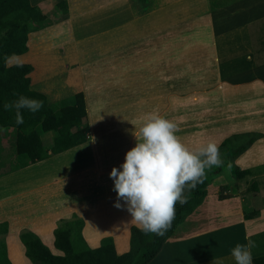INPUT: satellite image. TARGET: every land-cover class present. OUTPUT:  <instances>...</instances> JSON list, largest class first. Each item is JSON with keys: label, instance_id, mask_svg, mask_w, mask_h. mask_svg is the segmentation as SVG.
Masks as SVG:
<instances>
[{"label": "crops", "instance_id": "obj_1", "mask_svg": "<svg viewBox=\"0 0 264 264\" xmlns=\"http://www.w3.org/2000/svg\"><path fill=\"white\" fill-rule=\"evenodd\" d=\"M28 1L30 6L40 7L44 14L49 12L45 5L50 0ZM67 1L69 15L66 19L60 20V22H57L60 18L54 20L55 24L52 26L30 34L29 52L19 56L22 64L33 65L34 61L38 60L42 69L47 71V69H56L58 64L62 65L63 63L64 70L62 69L60 73L66 75L64 86L69 91H72L73 88L80 89L84 84L79 85L81 83H76L72 78L71 72L79 68L86 88L101 94L103 104L105 102L103 93H111L109 97L112 98L113 92L116 91L118 100L123 94L126 102H129L126 95H134V101L130 102L132 105H236L235 111L234 109L230 110L228 123L221 124L219 122L221 117L214 118L211 125L216 133L213 136H210L211 132H205L209 126L203 129L207 137L202 136V141H199L196 149L206 146L208 143L221 145L233 135L259 133L263 136L250 145L245 152V158L249 163V166H246L247 169L257 166L253 160L260 159L259 157L264 159V35H262L264 31V0H230L229 3L220 2L221 6H217L213 0ZM44 2L45 4H42ZM57 3L58 1H56V5ZM256 23L259 24L254 28ZM250 25H252L250 27L252 32L257 30L256 33L254 32L256 37L253 39L248 35ZM230 31H244L245 38L243 37L244 39L239 41L223 39L222 35ZM103 56L105 59L111 58L114 61L116 57V68L111 70L112 75L116 76V80L112 79L110 74L107 82L90 81V83L89 78H92L94 70H97L96 61ZM67 59L69 61L73 59L75 64L67 63ZM221 59L237 64V68L229 63V74L222 75L219 63ZM85 69L86 71H83ZM34 72L35 67L30 75L31 78ZM48 76L51 77V75ZM48 76L43 78H48ZM90 84H94V87L92 88ZM82 91L85 94L88 92L79 90V92ZM191 94L200 96L192 97ZM143 95H146L144 98L146 100L141 104ZM214 95H219L218 99H215ZM162 98L165 100L163 101ZM160 101L161 103H159ZM86 103L88 105V101ZM237 105H245L244 110L239 111ZM205 108L207 109V107ZM242 111L244 112L241 113ZM209 117L207 114L205 120L211 118ZM166 119L172 120V117L169 116V119L168 117ZM97 120L101 119H96L91 123L90 139L96 144V147L90 148L91 145L87 143L45 160L50 162L59 157L64 161L69 160L68 173L63 171V167L57 172L50 171L48 174L45 170L37 171L38 175L36 178L35 176L31 178L33 182L29 183L31 184L29 188L26 187L27 189L15 192L18 193V198L21 196L23 201L22 222H18L19 217L16 219L1 217L0 223L8 222L9 224V233L6 235L8 253L10 252V242L15 239L21 248L24 264L32 263L25 256V248L21 243L20 234L29 230L45 239L41 233L44 230L50 231L49 238L45 239L46 243L43 242L53 251L54 230L59 226V222L72 219L74 214L85 221L83 236L91 248L100 247L103 238L112 237L119 253L129 251L133 223H128L131 216L126 207L117 210L114 206L117 199V194L113 191L114 182L110 176L105 178L114 167L102 165L103 163L108 164L107 159L114 156V146L99 144L100 141H109V138L97 134V129H99V125L96 124ZM107 120L108 122L105 125L102 124L101 127L112 126L111 119ZM114 124H118L121 129L111 128L106 133H110V131L124 132V125L115 122ZM208 133L210 134L208 135ZM118 154L116 152L115 157H118ZM73 160L77 163L73 164ZM35 165L23 170H30ZM120 165L118 162L115 167L119 168ZM5 173L12 174L11 170H6ZM26 175L31 176L30 171L26 172ZM24 178L26 182L30 180L28 177ZM78 180L81 182V190L85 189L84 182L86 181L87 188H90L91 192L92 186L97 185V181H101L103 187L94 190L96 193L95 203L88 206L85 213L87 215L93 212L102 213V208L106 206L107 216L114 223L107 234L95 242H91L86 235L87 219L84 214L71 208L70 204L68 205L62 200L61 195L56 193L52 197H48L50 201H37L39 195L36 194L34 199L37 202L26 206L25 199L32 191L40 192L42 188H54V190L62 191V187L66 188L67 186L68 188L72 184L75 190ZM259 185V189H263L260 182ZM104 190L106 192H101ZM260 194L261 191L258 192L259 196ZM86 195H82L81 199L77 203H73L72 206L77 207L81 204L94 202L92 199L82 202ZM12 197L15 198L14 192L4 199H0V203ZM101 197V200L106 199V201L101 202L99 200ZM207 198L208 195L201 206L202 208ZM261 201L263 202L262 209L255 210L259 212L257 217L246 219L244 214L243 218H231V223H227L229 225L202 231L205 234L208 232L209 239L215 240L214 242L208 240V244L214 246L211 251L213 254L207 251V248L201 249V252L196 254L198 259L193 261L190 257L192 249L190 250L189 245L186 246L187 243L183 242L186 239L179 242L171 238L151 264H163L164 261L173 264L177 251L183 260H189V263L186 264H192V262L194 264H213L214 259L218 260L219 258H222L223 264H236L231 255V249L239 241L243 240L244 244L247 243L246 237L258 244L257 248L252 249L253 259L263 256L264 241L262 242L260 238L264 236V200ZM105 203L106 205H104ZM207 206L208 202L205 204V207ZM248 211L249 209L245 210L246 213ZM235 212L233 213L237 214V211ZM110 225L111 223H109ZM226 230L234 233L233 237L228 238L230 241L227 243L230 245H222L221 236H218ZM202 232H199L195 237L201 235ZM120 234L123 237L127 236L125 244L123 243L125 248L117 244L116 238ZM194 240L191 239V243ZM197 240L201 242L200 238ZM223 253L227 254L223 255Z\"/></svg>", "mask_w": 264, "mask_h": 264}, {"label": "rangeland", "instance_id": "obj_2", "mask_svg": "<svg viewBox=\"0 0 264 264\" xmlns=\"http://www.w3.org/2000/svg\"><path fill=\"white\" fill-rule=\"evenodd\" d=\"M41 1H45V0H41ZM56 1L59 2L60 0H50L49 2L46 1L47 3L45 6L48 7L49 12L45 13V15L51 20H58L59 18H61V14H59V11L57 10V8L55 6ZM229 1L230 0H213V2L217 6H221L220 2L229 3ZM42 4H45V2ZM55 18H57V19H55ZM62 20H64V19H62ZM257 24H259V23H256L253 27L256 28ZM250 27H252V25H250L248 28V35H250L251 38L253 39V37L254 38L256 37L255 36L256 34H254V32L256 33L257 30H254V32H252V29H250ZM249 29H250V31H249ZM245 31H247V30H245ZM224 32H225V30H224ZM244 35H246V33L244 31H236V32L230 31L227 34L222 35V37H223V39H230V40L231 39H234V40L237 39L239 41V40L245 38ZM262 35H264V31L262 32ZM111 56H112V54H111ZM114 59H115V61L111 58L105 59L104 56L102 58L98 59V61H96V63H97L96 69L97 70H94L92 78L91 77L89 78V82L90 81H93L95 83L102 82V81L107 82L110 74H111L112 79L116 80V76H113L112 72H111L112 69L116 68V64H117L116 57ZM68 61L69 60L67 59V63H69L71 65L75 64L73 59H71V61H69V62ZM219 61H220L219 63L221 65V71H222L221 74L224 76H227L229 74V66H230L229 63H231L233 66H235L237 68V64L230 62L226 59H221ZM33 65L35 67V72L32 76L33 89L36 91L44 93L47 96L49 102L51 104H53L55 107H59V108L62 107L64 104V101H66V103L68 104V101H69L68 98L76 95L77 93H80L79 90H86V92L88 91L87 94H85L82 91L85 94L86 101H88V105H87L88 123L90 126L89 142H88L89 144L88 145H91L90 148H93L94 146L96 147V144H94L93 141L90 140L91 139V130H92L91 123H93L96 119H101L99 121L98 120L96 121V124L99 125L98 126L99 129H97V134H100L104 137H108L109 141H100L99 144L100 145H112V146H114V151H113L114 156L111 158H108L107 159L108 164L103 163L102 164L103 166L107 165V166L115 167L116 165H118V162H120V164H122L123 160L125 161L124 156H126V153L129 150H131L133 147H135V145L137 143L135 135H134L136 129H139V127L142 126V124L145 122V118L149 114H156V115H159L165 119H166V117H168V119H169V116H171L173 121L171 119L170 120L173 123H175L177 125V128H178L176 135L181 138L182 142L190 150L197 151L198 149H196V148L199 145L198 144L199 141H202V136L207 137L205 132H211L212 134L210 136H213L214 133H216V131L214 132L213 125H211L214 122V118H220L221 117V120H219V122L221 124L228 123L227 120H230L229 119L230 112L233 111V109H234V111L236 109V105H228V104L227 105H218V106H216V105H165V104L164 105H144L143 103H144V100H146V99H144V98H146V95H143V99L141 102V104H143V105H132L130 102L134 101V95H126V99H127V101H129V102H126V100H124L125 96L123 94L121 95L120 99L118 100V97H117L118 95H117L116 91L113 92L112 98L109 97L111 93L108 94L107 92H104L103 97L105 98L104 99L105 102L103 104L101 94L99 95L98 93L94 92L93 89L88 90L86 88L85 81L82 78V75L79 73V68H77V70H73L71 72L72 78H73V80H75L76 83H78V82L81 83L79 85H82L83 83L84 84H83V86L80 87V89L79 88H73L74 90L72 89V91H69L64 86V83H65L64 81H65L66 75L64 73H60L63 69V63H62V65H61V63L58 64V68L50 69V70L47 69V71H44L42 69L38 60L34 61ZM83 71H86V69ZM48 75H51L52 78ZM45 76H48V78L47 77L43 78ZM90 85L92 86V88L94 87L93 86L94 84L93 85L90 84ZM109 89H111V88H109ZM190 96L194 97L197 95L191 94ZM199 96L200 95H198L197 97H199ZM218 96L219 95H214L215 99H218ZM164 100L165 99H163V101ZM159 103H161V101ZM237 106H238L237 109L239 108L238 109L239 111L244 110L245 105H237ZM205 107H207V109ZM243 112L244 111H242L241 113H243ZM207 114L211 118L209 117L210 119L205 120V116ZM107 119H111V121L113 123L112 126L106 125L104 127H101L102 124L105 125L108 122ZM114 122L124 125V132L123 133L122 132H112V131H110V133H106L107 130H110L111 128L112 129L115 128V129H119V130L121 129L120 126L118 124H114ZM207 126H209L208 127L209 129H207L205 132H203V129H205ZM209 134L210 133H208V135ZM242 134H244V133H242ZM254 134L258 135L257 137H260V138L263 136L262 134H259V133H254ZM52 136L53 135H51V134L50 135L46 134L43 136L46 145L49 144ZM10 138H11V135L9 132L0 129V162H1V164H0V199H4L5 197L11 195L12 192H14V195H15V198L12 197L11 199H9L7 201H3V203H0V219H1V217L2 218L6 217L9 219H11L10 217H14V219L19 217L18 222L20 223V222H22V216H23L22 215V211H23L22 210V203H23V201L21 199V196L18 198V193H15V192H19V190H24L26 187L29 188V186L31 185L29 183L33 182L31 180V178L33 176H35V178H36L38 175V174H36L37 171L45 170L47 172L46 174H48V172H50V171H56L57 172V171H59V169L61 167H63V171L68 173L67 164L70 161L69 160L64 161L63 158L59 157V158H55L54 161H50V162L45 161V162L37 163L34 166V168H32L30 170H21V171H17L15 173H12V174L11 173H5L6 170H8V171L12 170V168H13L12 165L16 162V160H15L16 156L14 155V152L11 153L12 150L10 148V145H12V144L10 142V140H11ZM229 138H231V137H229ZM258 139L259 138H257V140ZM232 141L234 144L233 145L234 148H237L238 146H240V143L235 142L236 141L235 138H233ZM243 144H245V141H243ZM220 146H219L220 156H221V159L223 160L222 166L213 167V168H211V170L206 171V177L209 180H211V184L207 189L208 198H207L206 203L208 202V206L205 207V204H206L205 203L203 208L199 207L197 209V211L193 215H191L183 225H181L178 228V230L176 231L174 236H172V238L174 240H178L179 242L182 241L184 238L186 239L183 242L187 243L186 246L189 245L188 248L190 250L192 249L191 250L192 256H190V257L193 259V261L198 259L196 254L198 252H201V249L205 250L207 248V251L211 252L213 250V247H214L213 245L208 244V240H212V239H209L208 232L205 234L202 231H205V230L208 231V229H210V228H217L221 225L222 226L229 225L227 223H231V220H230L231 218H233V217L243 218L244 214H245V216H247L252 211H255V210L260 211L262 209V206H263V202L261 201L262 199L264 200V169L262 168V166L264 165L263 157H259L260 159L253 160L257 164L256 167L252 168L255 171V175L248 176V177L240 180L236 176L235 169H240L241 171H243V170L247 169L246 166H249V163L245 158V152L246 151L242 154H239L236 157H234V156L230 157V155H236V154H228V152L233 151V147H231V143L228 146L223 147L222 149L220 148ZM97 148H98V146H97ZM116 152L119 153L118 157H115ZM85 160H87V159H85ZM226 161H228L230 163L229 167L226 166V163H227ZM72 163L76 164L77 162L73 160ZM3 165H4V167H3ZM250 165L252 166V162L250 163ZM28 171H30L31 176L26 175V172H28ZM33 171H35V172L33 173ZM256 175H259V176H256ZM109 176H110V172L106 175L105 178H108ZM24 177H28L30 180L26 182V181H24V179H25ZM252 177H255V178H252ZM255 181L260 182V184L262 185L263 189H260V191H261L260 196L258 195L257 191L250 190V187L252 186V184ZM75 185H76L75 190L73 189V184H72V186H69L68 188H67V186H66V188L62 187L61 190L63 192L54 190V188H42L40 190L41 193L38 191L36 192L34 190L31 193H29V196H27V198L25 199L26 206H28L32 203L34 204V202H37V201H50L49 198L52 197V195L56 194V193L58 195H61L62 200H64V202L67 203L68 205L70 204L71 208L77 209L78 211L81 212V214H84V216L87 219L86 235L91 242H95L100 237L107 234V231L110 230L109 228L114 224L113 222L110 221L111 218L109 216H107L108 210L106 209L107 208L106 206H104L102 208V210H103L102 213H100V212L94 213L93 212L89 215H87L85 213V209L88 206H91V205H93V203H95L94 199L96 197L95 196L96 193H94V190L102 188L103 185L101 184V181H97V185H94L95 188L92 186V189H93L92 192H91L90 188L89 189L87 188V182L86 181L84 182L85 189H83V190L80 189V185H81L80 180H78ZM222 187H226L227 190L225 193L231 195V198L227 200L228 202L225 201L224 203H222L223 201L219 200V196L222 192ZM101 192H106V190L101 191ZM36 194H38L39 196H37ZM85 194H87V195L84 198L85 200L83 199L82 202H87V200H90V199H92L94 202H89L87 204H81L77 207L72 206L73 203H77L81 199L82 195H85ZM34 195L37 196V201H35L36 199H34ZM43 199H45V200H43ZM101 199H102V197L99 199L101 202L106 201V199L105 200H101ZM115 202H117V199L115 200ZM120 203L123 205L124 202L120 201ZM39 204H41V203H39ZM246 204H248V205H246ZM104 205H106V203ZM41 206H42V204H41ZM116 209L119 210L120 208L119 209L116 208ZM246 209H249L248 213L245 212ZM235 211H237V214H235L236 213ZM233 212H235V213H233ZM240 212H241V214H240ZM61 214H63V212H61ZM3 223H5V222H3ZM109 223H111L110 226H109ZM1 224H2V222H1ZM60 224H61V222H59V225ZM93 224H94V227L92 228ZM101 224H104V225H101ZM132 226L137 227L136 224H133ZM26 231H29V230H26ZM199 232H202V234L195 237V235H197ZM41 234L45 239H47L50 236V231L48 232V231L44 230V232H42ZM233 235H234V233L232 234V232L226 230L224 232H221V234L218 236H221V238H220L222 241L221 244L226 245V244H228L227 241H230L229 237L230 236L233 237ZM198 238H200L201 242H198V240H197ZM263 238H264V236H263ZM263 238H260V240L262 242L264 241ZM41 239H43V238H41ZM45 239H43V241L46 243ZM191 239H195V240L192 241V243H191ZM6 240H7L6 235L0 236V243L2 241L6 242ZM116 240H117L118 245H120L122 248H125L124 242L127 240L126 235H125V237H123V235L120 234V236L118 238H116ZM214 241L215 240H212L211 242H214ZM232 242L235 243L234 241H232ZM237 244H244V241L243 240L239 241ZM6 245H7V243H6ZM228 245H230V244H228ZM52 247H53V252L59 254L58 250L55 249L54 245ZM188 248H187V250H188ZM232 249H233V247H232ZM0 250H1V247H0ZM8 251H9V248L7 246V257L10 260L11 264H24L21 248L15 239L11 240V242H10L11 258H10V252L8 253ZM211 253L209 254V256L211 255ZM227 253H229V252H227ZM227 253H223V255L227 254ZM172 254H174V251H172ZM190 257H189V259H190ZM11 259L14 261V263ZM221 259L222 258H219L218 260L223 261ZM188 261L183 260L181 255L177 251V254L174 257L173 264H183V262H185V264H186V263H189ZM3 262H4V260H3ZM3 264H6V263L4 262ZM163 264H169V262L164 261ZM192 264H194V263L192 262Z\"/></svg>", "mask_w": 264, "mask_h": 264}, {"label": "trees", "instance_id": "obj_3", "mask_svg": "<svg viewBox=\"0 0 264 264\" xmlns=\"http://www.w3.org/2000/svg\"><path fill=\"white\" fill-rule=\"evenodd\" d=\"M56 8L61 14L57 22L68 17L67 0H60ZM54 23L55 21L49 19L40 7L30 6L28 0H0V129L11 135V153L14 152L16 156L12 173L89 142L88 109L83 92L69 97L68 104L64 101L62 107H55L44 93L33 89L30 76L34 71L33 65L5 66L6 57L13 53L22 56L29 52L30 34L52 26ZM21 95L43 101V107L36 113L27 109L21 110L24 123L18 125L15 123V110L5 111L3 105L18 99ZM46 134L53 135L48 145L43 138ZM257 136L256 134L233 135L226 139L220 148L230 143L233 147L232 139L235 138V142L240 143V146L233 147V151L228 154H236L230 155V157H236L260 138ZM226 162V166L229 167L230 163ZM262 168L264 169V165ZM235 171L240 180L255 175L253 169L243 171L235 169ZM210 184L211 180L206 177L204 182L198 184L193 191L185 193L188 196V202L183 206L176 205L175 220L164 236L145 234L139 227L133 226L130 249L126 253L117 251L112 237L103 238L100 247L91 248L83 236L85 221L74 214L72 219L62 220L54 230V247L59 254L54 253L37 234L24 231L20 234V240L25 248V256L32 264H151L178 228L203 205ZM259 187V182L255 181L250 190L259 192ZM226 190V187H222L220 201L231 198V195L225 193ZM258 215L259 212L255 211L247 215L246 219H252ZM8 233V222L0 223V236ZM0 247V264L4 262L11 264L7 257L6 242L2 241ZM253 264H264V255L254 258Z\"/></svg>", "mask_w": 264, "mask_h": 264}, {"label": "clouds", "instance_id": "obj_4", "mask_svg": "<svg viewBox=\"0 0 264 264\" xmlns=\"http://www.w3.org/2000/svg\"><path fill=\"white\" fill-rule=\"evenodd\" d=\"M22 66L20 57L13 53L5 58V66ZM5 111L15 110V123L23 124V109L32 113L43 107V101L19 96L6 102ZM177 125L156 114H149L134 135L136 145L126 153L119 168L114 167L110 178L117 194L116 208L126 206L131 220L145 234L164 236L176 217V205L188 202L185 194L193 191L206 179V169L220 167L223 160L217 144L208 143L197 151L190 150L176 135ZM123 201V205L120 203ZM247 243L231 249L236 264H253L252 249L258 244ZM213 264H223L215 260Z\"/></svg>", "mask_w": 264, "mask_h": 264}]
</instances>
